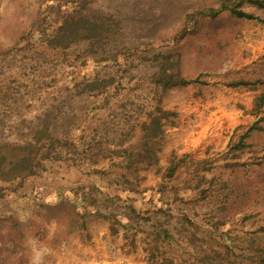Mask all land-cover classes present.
<instances>
[{"label":"rangeland","instance_id":"1","mask_svg":"<svg viewBox=\"0 0 264 264\" xmlns=\"http://www.w3.org/2000/svg\"><path fill=\"white\" fill-rule=\"evenodd\" d=\"M259 18L248 0H0V264H29V235L45 264H264Z\"/></svg>","mask_w":264,"mask_h":264},{"label":"trees","instance_id":"2","mask_svg":"<svg viewBox=\"0 0 264 264\" xmlns=\"http://www.w3.org/2000/svg\"><path fill=\"white\" fill-rule=\"evenodd\" d=\"M250 1L251 3H253V5L257 6V7H260V8H264V0H248ZM226 5L223 4L219 9L217 10H212L213 13L217 14L221 9H226ZM231 12L236 15V16H243V17H247V18H252V17H256V16H253V14L251 13H247L245 11H243L241 8H238V5H232L231 8H230ZM72 13H68L67 15V19L65 20H62L61 22H59V25H58V29L60 30H67L68 28H64V25H65V21H67L70 17V19L73 18V16L71 15ZM75 18V17H74ZM259 20H261L262 22H264V18H259ZM76 21V26H75V30L74 32H78L80 34V36H84L83 33L85 32V30L89 31L91 29L90 26H83L84 24V20L83 18L81 20H75ZM67 26V25H66ZM71 26V25H69ZM68 26V27H69ZM86 27V28H85ZM71 29V28H69ZM36 35V37L38 38V40L42 41V37H43V32L41 31H36L34 33ZM58 36L62 37L61 35H57V34H53V37L54 39L57 38L58 39ZM88 36V35H86ZM48 40H50V38H48ZM55 41L60 45V47H65L66 45H68V42L62 37V40L58 39ZM189 82L188 79H184V78H181L177 81L173 80L172 78L170 80H168V84L170 86H173V85H177V84H187ZM43 155H48V153L46 152V154H43ZM25 160V156L22 154H17L14 158L12 159H9V169H14L15 167L17 168L18 165H20L22 163L23 167H24V171L25 173H31L33 170L32 168H30L28 165H26L25 162H23ZM176 165L174 163L170 164L167 168V171L169 174H171L173 172V170L175 169ZM162 264V263H161Z\"/></svg>","mask_w":264,"mask_h":264},{"label":"clouds","instance_id":"3","mask_svg":"<svg viewBox=\"0 0 264 264\" xmlns=\"http://www.w3.org/2000/svg\"><path fill=\"white\" fill-rule=\"evenodd\" d=\"M21 221L27 219L26 215L19 217ZM49 238L54 232V222L48 226ZM25 246L29 249L30 257L29 264H45V258L50 254L51 250L41 243L35 236L29 235L26 237Z\"/></svg>","mask_w":264,"mask_h":264}]
</instances>
